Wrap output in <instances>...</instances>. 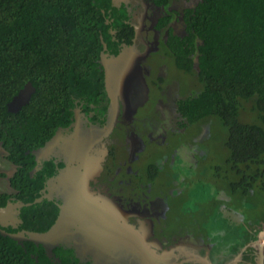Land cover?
<instances>
[{
    "label": "flooded vegetation",
    "instance_id": "obj_1",
    "mask_svg": "<svg viewBox=\"0 0 264 264\" xmlns=\"http://www.w3.org/2000/svg\"><path fill=\"white\" fill-rule=\"evenodd\" d=\"M201 1L105 0L101 8L104 27L97 29L101 42L95 60L99 70L96 74L99 91L93 93L90 100L72 95L73 103L67 108L71 114L43 117L38 128L44 130L48 127L43 134L48 137L44 140L33 138L26 143L28 148L25 152L30 151L32 154V150L45 145L58 132L64 138L75 131V126L80 129L103 125L107 119L110 98L106 90L104 66L100 62L101 53L109 57L117 55L124 46H135L141 54L139 70L134 69L122 84L121 91L116 93L117 119L112 131L102 139L104 147L101 149L105 150L102 169L89 181L93 191L115 202L128 222L134 225L137 230L134 235L137 242L135 250L139 251L141 247L148 249L149 257L142 258L141 254H137L138 251L128 252L116 264H257L258 261L259 248L255 242L259 232L264 231V223L252 227L250 222L241 221L238 235L232 241L227 237V233H232L229 229L205 231L200 227V233L196 235L187 229L180 232L181 228L165 232L172 209L181 211L184 196L181 197L182 205L180 201H175L179 195L184 194L185 185L189 188L193 182L204 179L215 182L222 189V182L230 183V178L235 177L233 171L222 172L221 166L215 164L209 169L207 139L209 128L216 118L205 119L193 115L187 102L193 91L198 89L196 83L182 89L185 77L197 79L195 69L200 43L193 32V17ZM184 65L189 67L186 69ZM11 99L6 105L7 110L13 114L20 112L30 101L17 110H10L8 103ZM16 120L33 128L34 124L26 120H19L18 117ZM1 142L0 194L4 195L5 202L0 207L24 201L9 180L17 164L4 156L6 148L2 147ZM97 149L91 146L90 150ZM47 150L55 151L44 155L40 163L32 154L34 163L28 169L31 177H37V172L44 177L38 197L44 191L48 192V180L65 165L59 150L66 148L59 145ZM217 193L224 199V194ZM38 202L43 214L52 205L56 207L55 221L63 199L56 196L50 199L43 197ZM22 207L17 217L4 220L6 224H0V229L11 233L35 231L23 226ZM196 208L200 209L199 205ZM221 215L225 217V213ZM227 215L233 221L232 226H237V220L241 219L240 213L231 210ZM41 224L46 225V222ZM31 226L38 227L39 223L35 222ZM241 228L244 230L242 233L239 230ZM243 233L247 235L243 237ZM262 241L264 264V238ZM52 253L53 256L48 257L51 264H108L98 253L80 254L74 251V247L61 244L54 246ZM112 261L109 260V264Z\"/></svg>",
    "mask_w": 264,
    "mask_h": 264
},
{
    "label": "trees",
    "instance_id": "obj_2",
    "mask_svg": "<svg viewBox=\"0 0 264 264\" xmlns=\"http://www.w3.org/2000/svg\"><path fill=\"white\" fill-rule=\"evenodd\" d=\"M104 2L0 0V140L6 148L4 156L17 164L9 180L23 202L38 197L43 185L40 172L37 177L29 175L33 155L25 152L27 141L48 137L43 135L48 127L38 128L43 117L68 116L72 95L90 100L99 91L95 60L101 48L97 29L104 27ZM193 23L200 43L195 69L200 89L193 91L187 104L193 115L216 118L227 128L226 161L236 175L242 173V166L263 160L264 0H202ZM27 81L35 91L22 110L13 114L6 102ZM250 111L254 120L239 119V113ZM16 117L34 124L33 128ZM248 179L230 178V184L247 189ZM4 202L0 194V204ZM21 214L25 228L43 231L53 223L56 207L43 214L40 203L32 202L22 207ZM35 222L38 227L31 226ZM38 246L31 241L22 245L0 233V264H51Z\"/></svg>",
    "mask_w": 264,
    "mask_h": 264
},
{
    "label": "water",
    "instance_id": "obj_3",
    "mask_svg": "<svg viewBox=\"0 0 264 264\" xmlns=\"http://www.w3.org/2000/svg\"><path fill=\"white\" fill-rule=\"evenodd\" d=\"M140 56L134 45L124 46L117 55L109 57L102 52L100 62L104 66L106 90L110 98L106 122L101 126L90 125L88 128L79 129L75 126V131L64 138H61L58 132L45 145L32 150V154L40 163L44 155L55 151L47 150L48 148L59 145L66 148L59 150L64 157V167L48 180L46 187L48 192L44 191L42 196L34 200L38 202L43 197L50 199L52 196L63 199L54 223L43 232L22 230L11 233L0 229L2 235L9 236L20 244L27 240L42 245L48 257L53 256L52 248L59 244L74 247V251L80 254L98 253L108 264L109 260L113 259L110 264H116L128 252L138 251L135 250L137 242L134 235L137 234V230L134 225L128 222L115 202L102 193L93 191L89 181L102 169L101 163L105 152L101 149L104 147L102 139L112 131L117 119L116 93L121 91L122 84L130 77V73L134 69L139 70ZM34 91L31 82H27L8 103V108L19 109L30 100ZM91 146L98 149L90 150ZM28 204L30 202L19 201L0 207V224L4 225L6 224L4 220L17 217L19 208ZM263 235L264 231L260 232L255 242L259 248L257 264H263ZM143 248L145 247L139 248L137 254H141L142 258L149 257L148 249Z\"/></svg>",
    "mask_w": 264,
    "mask_h": 264
},
{
    "label": "rangeland",
    "instance_id": "obj_4",
    "mask_svg": "<svg viewBox=\"0 0 264 264\" xmlns=\"http://www.w3.org/2000/svg\"><path fill=\"white\" fill-rule=\"evenodd\" d=\"M197 80L195 77L194 79L185 77L182 89L191 87L194 83L198 86L199 81ZM198 89H200L199 86ZM250 113L245 114L241 112V115L239 113V119L241 121H246V119L250 121L254 120L256 118L254 113L252 111ZM261 124L264 130V124ZM227 134V128L220 120L215 119L209 128L207 139L210 153L209 169L215 164L216 166H221L222 172L231 171V165L226 161L229 154L225 145ZM261 157L263 160L259 164H256L257 166L254 165L246 168L242 166L240 168L242 173H237L234 177L235 181L239 182L240 177L248 176V181L251 184L245 183L247 189L237 187V184H230L226 181L222 182L221 189L217 187L215 182L212 183L210 180L204 179L193 182L189 188L185 185L184 194L179 195L175 201L176 203L180 201V205H182L181 197L184 196L183 205L180 207L181 211L172 209L165 232L181 228L180 232L187 229L196 235L200 233V227L205 229V231L229 229L232 233H227V237H230L232 241L233 237L238 235L237 229L242 225V222H250L252 227L264 223V153ZM187 190L188 194L185 195ZM217 192L224 194V199L221 195L218 196ZM197 205H199L201 211L196 208ZM231 210H237L241 215V219L237 220V226H232L233 221L227 215ZM221 213H225L224 218ZM239 230L240 233L244 231L242 228ZM246 235L247 233H243V237ZM214 237L211 236L210 238Z\"/></svg>",
    "mask_w": 264,
    "mask_h": 264
},
{
    "label": "clouds",
    "instance_id": "obj_5",
    "mask_svg": "<svg viewBox=\"0 0 264 264\" xmlns=\"http://www.w3.org/2000/svg\"><path fill=\"white\" fill-rule=\"evenodd\" d=\"M53 223H54V222H53ZM53 223H52V224H53ZM43 231H45V230H43ZM43 231H38V232H43ZM231 232H232V231H231ZM259 233H260V232H259ZM25 241H27V240H25ZM23 242H24V241H23ZM22 245H23V244H22ZM35 245H36V244H35ZM37 246H38V245H37ZM41 246H42V245H41ZM52 249H53V248H52Z\"/></svg>",
    "mask_w": 264,
    "mask_h": 264
}]
</instances>
